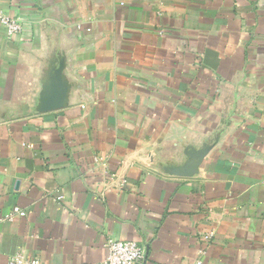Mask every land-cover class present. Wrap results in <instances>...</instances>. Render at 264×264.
<instances>
[{
  "label": "crops",
  "instance_id": "1",
  "mask_svg": "<svg viewBox=\"0 0 264 264\" xmlns=\"http://www.w3.org/2000/svg\"><path fill=\"white\" fill-rule=\"evenodd\" d=\"M0 13V264H264V0Z\"/></svg>",
  "mask_w": 264,
  "mask_h": 264
},
{
  "label": "built area",
  "instance_id": "2",
  "mask_svg": "<svg viewBox=\"0 0 264 264\" xmlns=\"http://www.w3.org/2000/svg\"><path fill=\"white\" fill-rule=\"evenodd\" d=\"M0 22L5 27L8 36H14L21 32L22 25L16 17L0 13ZM13 212L18 215L24 213L17 207ZM9 217V214L7 215ZM105 255L95 264H143V248L133 240L109 239L104 244ZM6 264H46L36 257L25 258L16 254L9 258ZM193 264H204L202 259H196Z\"/></svg>",
  "mask_w": 264,
  "mask_h": 264
}]
</instances>
